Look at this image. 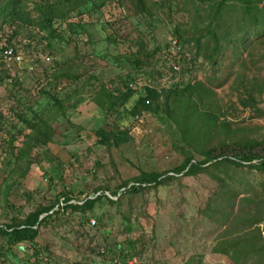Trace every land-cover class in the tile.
Masks as SVG:
<instances>
[{"label":"rangeland","instance_id":"1","mask_svg":"<svg viewBox=\"0 0 264 264\" xmlns=\"http://www.w3.org/2000/svg\"><path fill=\"white\" fill-rule=\"evenodd\" d=\"M96 1L107 4L101 15L94 12L89 18L95 23L86 25L91 43H84L86 36L81 39L83 53L94 55L95 52L99 56L121 58L134 52L140 42L138 38H141L145 50L155 55L148 58L147 65L137 71L128 64L113 62V58L91 57V60L85 61L88 65L86 74L98 77L112 88L121 86V79L130 75L132 82L129 84L136 86L133 89L136 93L113 113L102 111L93 102L90 86L73 99L81 101L53 123L55 130L51 143L33 150L34 163L26 169L25 176H15L8 181L12 183L9 200L24 213L32 211L38 204H50L55 195L65 191L71 192L74 198L72 202L92 197L98 188L107 189L105 194L117 200L123 189H119L116 197L111 196L110 191L118 189L123 182L128 181L131 185L133 179L143 171H169L183 160L188 152L180 145V132L160 109L154 107L152 111L142 112L136 117L131 115L130 110L141 93L140 89L147 84L155 89H165L174 84L202 81L216 94L213 101L218 107V118L227 120L232 130H242L238 137L264 139V29L259 37L250 31L244 48H239L237 53H233L234 48L230 44L225 45L217 69L203 56L194 58V42L185 44L182 51L187 62L180 64L179 71L174 72L171 62L165 57L170 39H175L173 29L178 24L188 38L204 34L209 22L206 5L196 0H171V11L168 12L166 7L159 9L145 0L148 11L137 13L136 0ZM97 17H100L98 22L95 20ZM106 20L111 23L122 21L119 35L127 39L118 38V43H108L106 34L110 28L105 24ZM229 26L225 23L215 31L220 33ZM227 31L229 40L240 35L236 27ZM1 35L2 30L0 38ZM26 43L29 42L26 40ZM40 49V46L35 47L31 54L19 50L15 56L0 61V76L5 77L3 70L11 75L0 84V111L7 116L3 129L18 140H23V134L29 133V130L18 122L15 110L8 112L9 108L17 106L16 100H20L31 106V110L25 112V118L36 120L35 113L44 116L49 102L48 95H42L40 89L54 92L49 86L54 82L46 77L56 69L53 60L57 57H48ZM14 77L19 79L18 85ZM66 82L63 80V83ZM219 83L222 85L215 88ZM73 88L57 91V95L63 97ZM248 93L254 95L258 110L242 106L240 98H246ZM98 129H128L129 140L118 147L100 144L96 136ZM4 169V165H1L0 183L4 179ZM243 171L245 173L229 171L237 181L233 182L232 188L252 197L253 190L242 191L244 184H237L242 180L248 181L249 185L261 192V199L252 201H263L264 212V174L255 170ZM219 187L220 183L209 175L180 174L167 185L134 195L123 194L119 203L110 204L105 200L97 203L93 213H88L89 223L80 213L67 212L60 216L55 228L50 225L41 229L36 241L40 248H44V254L43 259L36 263L231 264L227 257L213 250L226 237L227 229L229 235L235 232L231 220L222 222L219 214L213 219L203 214L207 201L212 199L213 203ZM246 188L249 189V186ZM238 201L235 202V212L240 207ZM1 202L0 193V224H3L16 214H5ZM92 214L100 216V220L96 221ZM53 223L55 225L56 221ZM260 230L264 236L262 224ZM139 236L144 243L143 253L136 262H124L117 255L119 245L125 247L126 237L134 239ZM110 249L112 253H108ZM34 261V256L22 252L6 261L0 258V264H35Z\"/></svg>","mask_w":264,"mask_h":264},{"label":"trees","instance_id":"2","mask_svg":"<svg viewBox=\"0 0 264 264\" xmlns=\"http://www.w3.org/2000/svg\"><path fill=\"white\" fill-rule=\"evenodd\" d=\"M149 1L156 8L166 7L168 12L171 11V0ZM196 1L206 5L209 9L206 32L199 33L196 38H188L185 31H182L177 24L172 34L182 48L185 44L194 42L196 49L194 58L203 56L212 67H215L214 69H217L218 62L223 57L222 49L225 45L230 44L229 46L234 48L233 53H237L239 48H244L250 31L256 37L262 34L264 0ZM106 4L105 1L96 0H0V30H2L0 61L15 56L19 50L31 54L33 53L31 50L34 51L37 46L41 47L40 50L46 56L57 57L53 60L56 69L46 77L54 82L49 83L54 92L51 93L45 88L40 89L42 95H48L49 102L45 115L40 116L35 113L36 120L25 118V112L31 110V106L23 104L20 100H16L17 106L12 105L8 110V112L15 110L18 122L29 130V133L23 134V140H18L16 136L3 129L7 116L0 111L2 133L0 136V167L1 165L5 167L4 179L0 183L1 206L5 214L11 212L16 214L0 224V258L6 261L9 257H16L17 253L22 252L34 256V263L37 264L38 260L43 259L44 248L39 247L36 238L42 228L50 225L55 228L61 215L67 212H78L89 223L88 213H93L96 204L103 200L116 204L119 203L123 194L134 195L167 185L176 180L180 174L183 176L206 174L217 180L220 187L213 203L212 199L207 201L203 214L210 219L219 214L222 222L230 219L231 227L235 231L229 235L230 232L228 233L227 229L226 237L213 248L214 252L227 257L231 264H264V236L260 230V224L264 226L263 201H252L257 198L260 200L261 192L249 185L246 180L237 184H244L242 191L253 190L254 196L250 197L247 193L243 194L233 189L232 184L237 181L229 173V171L245 173L243 170L246 169L264 174V139L258 140L249 136L238 137V133L242 130H232L227 120L218 118V107L213 101L216 94L213 88L202 81L174 84L160 91L143 87L140 89L141 93L137 96L135 105L130 110L131 115L136 117L156 107L179 130L180 145L188 153L171 170L141 172L133 179V184L129 185V182L125 181L118 189L110 191V195L116 197L119 189H123V193L118 196L117 200H112L105 194L107 189L98 188L92 197H85L77 202H72L74 198L70 191L58 193L53 202L48 205L38 204L28 213L22 212L20 207L10 202L9 192L12 183L8 182L9 179L15 176H25L26 169L34 163L33 150L40 145L51 143L55 130L53 123L59 117L65 116L69 109L76 107L81 99H73L80 95L86 87L90 86L89 92L93 102L106 113L115 112L118 107L124 106L135 95L136 92L129 87V82H132L130 75H127L126 79H121V86L112 88L98 77L86 74L88 65L85 61L91 60V57L108 60L113 58V62L119 65L128 64L137 71L147 65L148 58L155 55L154 52L149 53L145 50L141 38H138L140 42L137 49L121 58L99 56L95 52H93L94 55L82 52L81 39L86 36L84 43H91L86 25H92L95 22L90 21L89 18L94 12L101 15ZM135 11L137 13L148 11L146 1L136 0ZM99 19L100 17H97L95 20L98 22ZM225 23L230 26L217 33L215 30H219V27ZM105 24L110 28L106 34L108 43H118V38L124 41L127 39L119 35L122 21L111 23L106 20ZM123 25L125 26L124 23ZM231 27H236L240 35L229 40L230 34L227 30ZM26 40L29 43H26ZM181 54L180 64L182 65L187 62V59L183 51ZM165 57L167 61L172 62L174 53L167 51ZM2 72L6 75L4 78L0 76V84L6 78H11L7 70ZM182 72L185 73L186 70L183 69ZM14 78V82L18 85L19 79ZM63 80L67 82L63 83ZM223 80L226 81L225 78ZM221 85L222 83H219L215 88ZM70 87H74L71 93H66L63 97L57 95V91ZM240 102L242 106L252 108H255L257 104L251 93H248L246 98H240ZM96 136L100 144L118 147L126 143L130 135L128 129L116 131L98 129ZM246 186H249V189ZM97 192L99 193L96 194ZM61 198L62 201H60ZM237 199H239L240 207L235 212L234 206ZM91 216L95 217L96 221L101 218L97 214ZM53 221H56L55 225ZM125 240V247L119 245L120 250L117 255L126 263L136 262L138 256L144 251L142 237L134 239L126 237ZM108 253H112V250H108Z\"/></svg>","mask_w":264,"mask_h":264},{"label":"built area","instance_id":"3","mask_svg":"<svg viewBox=\"0 0 264 264\" xmlns=\"http://www.w3.org/2000/svg\"><path fill=\"white\" fill-rule=\"evenodd\" d=\"M171 42L169 43V46L167 48V51L169 53H174V57H173V61L171 62V69L174 71V72H177L179 71L180 67V60H181V57H182V47L178 44V41L177 39H170ZM11 52V50L9 51ZM10 57H7V59H9ZM131 89H136V86L133 85V84H130L129 85ZM145 87H149V88H152L151 85L147 84ZM155 89V88H154ZM157 91H160L161 89L160 88H157L156 89Z\"/></svg>","mask_w":264,"mask_h":264}]
</instances>
